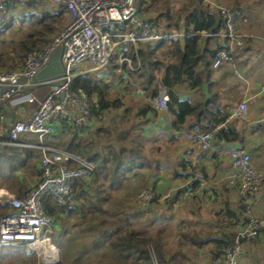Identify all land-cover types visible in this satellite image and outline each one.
<instances>
[{"label": "built area", "instance_id": "obj_1", "mask_svg": "<svg viewBox=\"0 0 264 264\" xmlns=\"http://www.w3.org/2000/svg\"><path fill=\"white\" fill-rule=\"evenodd\" d=\"M28 1L31 0H0V24L6 23L20 8H25ZM46 1L64 8L70 21L51 42L49 40L42 47L28 51L17 64V70L0 72V85L3 87L0 93V127H6L4 103L22 97L34 105L26 119L15 121L8 127L7 140L3 141L1 137L0 145L38 149L41 168L36 185L19 197L0 190V243L11 246L25 243L26 252L35 255L38 264H57L58 251L50 239L54 215L48 205L51 203L73 210L83 204V200L76 196L75 183L86 178L95 168L92 160L46 142L57 121L73 125L80 132L91 124L92 111L98 108L95 96L81 87L72 88L73 80L91 73H95L97 79L106 78L112 63L119 82L144 97L152 109L166 111L167 90L159 85L158 93L152 94L136 83L129 72L137 71L141 66L138 55L141 45H153L168 39L181 40L190 34L184 33L182 28L167 32L152 20L142 18L138 0ZM217 10L224 27L218 33H200L204 37L219 35L224 40L223 47L216 50L213 69L233 62L236 50L245 55V42L238 28L246 20L245 13L242 9L222 4L217 6ZM57 47L61 50V74L45 82L49 86L45 95L23 94L24 89L35 85L33 79L49 64ZM246 112V101H241L235 115L244 117ZM228 118L210 130L189 135V138L198 143L201 152L208 153L216 132L228 129ZM27 135L36 136L37 144L22 142L21 138ZM226 153L231 167L229 183L237 189L243 208L240 219L233 225V241L222 248L221 254L213 257L210 264H237L242 244L255 240L264 232V218L253 215L251 207L252 198L264 190V173L253 168L245 149L227 148ZM194 181L201 183L203 175L195 173L191 182ZM191 194L190 187L185 196L189 198ZM155 198L153 191L145 189L136 196L135 203L139 207H147Z\"/></svg>", "mask_w": 264, "mask_h": 264}, {"label": "trees", "instance_id": "obj_2", "mask_svg": "<svg viewBox=\"0 0 264 264\" xmlns=\"http://www.w3.org/2000/svg\"><path fill=\"white\" fill-rule=\"evenodd\" d=\"M48 3L50 2L46 0H31L26 3L25 8L40 7L45 10V4ZM138 3L139 15L152 20L159 28L162 27L167 32L178 30L179 22L183 17L184 33L190 35L183 38L182 47L177 39L161 40L153 45H141L138 51L141 66L137 71L129 72L131 78L146 90L151 91L152 94L158 93L159 85L167 90V114L173 117L171 126L176 132L190 131L193 128L207 131L223 123L228 113H223L219 108L210 106L216 102L215 98L205 102H189L180 100L173 92V89L183 82H187L191 89L196 90L202 88L206 83L211 85L212 63L216 50L222 48L224 44L218 43L215 36L204 38L200 33H218L224 27L218 12L204 7L201 0H138ZM175 5L179 7L173 11ZM231 7L242 9L244 12L239 4L231 5ZM62 9L65 11L64 8ZM152 9L154 12H150ZM142 13H151L155 17H145ZM162 17L166 19V23L162 22ZM38 21L34 24V27L39 25L35 32L38 35L31 31L25 39L20 41L18 47L21 52L20 57L33 48L42 47L49 41L41 39L44 32H49V34L54 32L55 19L53 17H48L43 12ZM212 43L217 44V47H212ZM0 66L2 65L0 64ZM4 67L3 69L13 67L12 70H14L17 64L8 65V68ZM90 76H77L72 83L73 89L81 87L87 93L95 96L99 102L98 108L92 111L91 124L80 132V134L86 133V136L80 139L73 125L57 121L56 126H63L64 131L68 130L66 132L67 140L65 136H60L61 132L56 133L57 130L56 134H51L48 137L50 145L79 154L92 160L95 164L94 170L86 178H80L75 183L76 196L83 200V204L74 209L77 221L73 224V228L78 231L73 233V238L69 237L64 242L65 248H62V253L65 256L70 246L72 249L74 248L76 251L73 264L80 260L84 264H154L151 254L156 256L158 264H181L178 261L179 256L170 255L165 259L160 233L150 236L146 230H138L132 226V215L134 218H139V211H144L143 209L146 207H139L135 203L137 209L140 210L131 212L130 218L126 217L130 203L134 201L133 198H136L140 191V187H136L135 184L141 182L143 176L145 177V174L140 176L143 174L140 171L145 168L160 167L161 162L170 163L171 155L166 151L155 152V144L151 141L149 131H147L149 127L142 126L147 123L148 117L153 116L152 114H156V112L148 105L142 107L137 105L136 110L133 107L125 108L126 105H124L121 96L111 98L112 92L109 91V88L112 81L117 79L114 66L110 69L109 76L105 80ZM120 110H122L123 117L126 118V122L123 124L117 122L119 116L117 117L116 114L109 118L112 112ZM106 121L107 124H105ZM52 137L55 138V143L51 140ZM215 137L224 142H232L237 139L231 129H220L216 132ZM2 140H7L5 134L2 135ZM0 154L9 155L12 159L5 174L4 171H1L0 164V176L7 180L12 177L13 168H31L33 160L38 163L40 160L39 150L29 147L4 145L0 148ZM157 154L160 155L157 156ZM174 162L179 168L177 176L184 180L194 176V171L190 169L187 159L174 158ZM197 185L198 181H194L187 189L197 187ZM145 189L155 193L151 187ZM183 190L186 189L183 188ZM91 195L93 196L91 197ZM158 199V195H156L150 204ZM48 207L53 215L56 210H58L57 215L65 210L68 212L69 218H74L69 212L70 209L67 210L51 203ZM242 208L241 205L240 209ZM67 233L68 231L64 234ZM261 234L264 235V232ZM233 238L234 235L224 233L220 237L208 239L214 245L212 258L219 256L220 250L228 246ZM85 240H89V242ZM11 247V245L0 246V260L13 257ZM128 259L131 262H128Z\"/></svg>", "mask_w": 264, "mask_h": 264}, {"label": "crops", "instance_id": "obj_3", "mask_svg": "<svg viewBox=\"0 0 264 264\" xmlns=\"http://www.w3.org/2000/svg\"><path fill=\"white\" fill-rule=\"evenodd\" d=\"M201 1L204 7L214 12L218 11L217 6L223 1L228 5L239 4L243 8L246 20L240 23L238 28L245 42V55L239 54L236 50L234 51L233 62L225 63L217 69H213L210 86L206 83L202 88L196 90L191 89L187 82H183L178 84L173 92L180 100H188L189 102H205L215 98L216 102L210 106L219 108L223 113H228L227 128L236 134L237 139L232 142H224L214 137L211 143V151L203 153L200 151L198 143L189 138V135L202 131L193 128L190 131L176 132L171 126L173 117L167 114V110L156 111L152 109L156 114L148 117L147 123L142 126L149 127L147 131H149L151 141L155 144V152L163 153L166 151L171 155L170 163L161 162L160 167L145 168L140 171L143 173H140V176L145 174L141 182L143 184L148 183L144 186L153 188L159 199L142 211L137 209L136 198L134 197V201L130 205L127 204L130 209L126 213V217L130 218L131 212L140 210L139 218H131L134 227L146 230L150 236L160 233L163 254L165 251L169 256H179L178 261L181 264H210L214 245L208 239L220 237L224 233L234 235L233 225L240 219L241 202L237 189L229 183L231 167L226 149H245L250 156L253 168L257 172L264 173V0ZM47 5L49 8L45 6V10L40 7L20 8L18 10L19 13L21 12L20 15L18 12L14 13V16L19 18V25L22 24L26 36L31 31L36 34L39 25L34 27V24L39 22L43 12L54 19H61L62 14H65L67 19L63 25L62 22L55 21L54 32L51 34L44 32L41 37L42 40H51L70 21L68 14L62 7L50 3ZM27 14H36L37 18L27 23L24 21V16ZM181 25L183 26V19L179 22V29ZM201 37L204 36L201 35ZM215 38L218 43L225 44L221 36L217 35ZM178 41L182 47L183 39ZM212 47L216 48L217 44L212 43ZM60 54L61 51L56 56L53 53L54 57L51 55L49 64L40 70L33 79L35 85L24 89L23 94L32 92L43 96L47 93L49 86L45 82L61 74ZM3 67L0 66V72L5 71ZM15 69L17 70V67ZM105 79L107 78L100 80ZM110 88L118 95L122 92L124 95L127 92L134 93L139 99V103L132 101L131 105L134 107L137 105L138 107L149 106L144 97L127 89L116 78L112 81ZM2 89L3 87L0 85V93ZM241 101H246L247 104V112L244 117L235 115L236 107ZM126 106L125 108L131 107ZM3 109L7 117L6 123L10 119L14 123L26 119L34 109V105L25 102L24 98L20 97L4 103ZM6 127H0V137L5 134ZM63 128V126L54 124L52 134L57 130L56 133L61 132L60 136H65L67 140L66 132L68 130L64 131ZM76 132L80 139L86 136V133L80 134L81 131L78 132L77 130ZM22 140L25 142L32 141L31 145L37 144L32 135L23 136ZM51 140L54 143L56 141L55 138ZM2 147L0 145V148ZM174 158L187 159L194 175L195 173L203 175V181L196 188H191L190 199H186L185 192L192 183V178L184 180L176 175L179 173V168L175 165ZM40 172V164L36 160L32 161L31 168H13L10 178L12 181L10 183L1 181L0 190L20 196L36 185L39 181ZM0 179L3 178L0 177ZM14 182L16 186H13ZM251 207L253 215L264 218V190L252 198ZM222 213L226 215L223 216ZM201 246H205V248ZM259 261L264 262V235H259L255 243L243 245V253L237 264H256Z\"/></svg>", "mask_w": 264, "mask_h": 264}, {"label": "rangeland", "instance_id": "obj_4", "mask_svg": "<svg viewBox=\"0 0 264 264\" xmlns=\"http://www.w3.org/2000/svg\"><path fill=\"white\" fill-rule=\"evenodd\" d=\"M224 2L225 1H223L222 5H226L227 6L228 3H224ZM45 6H47V8H49V6L47 4H45ZM229 6H231V5H229ZM178 7H177V5H175V8H174L173 11H176L178 9ZM150 12H154V10L152 9V10H150ZM20 14H21V12L20 13L18 12V15H20ZM143 15L145 17H155V15H153L151 13L150 14L149 13L148 14H143ZM24 18H25L24 21L29 23L31 20H35V18H37V15L36 14H27V15L24 16ZM162 18H163L162 22L166 23V19L164 17H162ZM66 19H67L66 15L62 14V18L61 19L60 18L59 19L55 18V21L56 22H58V21L62 22V25H63V23L66 21ZM181 28L183 29L182 25L180 26V29ZM2 30H4V31H2ZM25 31H26V29H25ZM25 38H26V33L22 29V24L19 25V18L17 16H15V17L12 16V18L9 19L6 23L0 24V64L2 65L1 67L5 66L4 68H8V65L10 66V65H13V64L20 63V61L22 60V58L24 56L20 57L21 52H20V49L18 48L19 47L18 44H19V42L21 40H23ZM52 39L50 40V42L52 41ZM40 45H42V44H40ZM33 49H35V48H33ZM60 51H61L60 47H57L55 49V51L53 52L54 56H56L58 52L60 53ZM26 53H24L23 55H25ZM53 53H52V56H53ZM85 66L88 67L89 65L86 64ZM113 66L114 65L111 63L109 65V69H111ZM12 68H10V69L8 68L9 70H6V69L5 70L6 71H11ZM2 72H5V71H2ZM88 76H90L92 78H94V77L96 78L95 73H91ZM109 91H112V96H111L112 99H114L117 96L123 95L121 97H122V100L124 102V105H128V107L131 106V107L134 108V110H136L135 107H137V106L134 107V106L131 105L133 102L134 103H139V101H138L139 99H137V96L134 95V93L127 92L124 95L123 92H122L120 95H118L111 88H109ZM129 102H131V103H129ZM112 113L110 114L109 118L111 116H114V114H116L117 117L119 116L118 120H117V122L119 124H123V123L126 122V118H124L123 115H122V110H120L118 112H115L113 114ZM107 123L108 122L106 121L105 124H107ZM33 137L35 138L34 142L37 143L38 142L37 137L36 136H33ZM22 138H21V141L25 142V141L22 140ZM46 142L48 144H50V142L48 140H46ZM26 143H31L32 144V141H28ZM11 163H12V159H11V157L9 155L0 154L1 171H4L5 173H7L8 166ZM1 181H4L6 183H10L12 180H10V179H8V180L7 179H0V182ZM132 183H133V181H132ZM137 183L138 184H135V186L136 187H140L139 188V190H140L139 192L144 190V188H148V187L144 186V185H147L148 183H145V184H143L142 182H137ZM13 186H16L15 182H14ZM139 192L137 193V196H138ZM92 196L93 195H91V197ZM17 197H19V196H17ZM190 198L187 197L186 199H190ZM108 211H109V209H108ZM69 212L71 213V215L74 216V218H69L68 212L65 211V210L60 212V215L56 214V213H58V210H56L55 213H54V220L55 221H54V224H53V226H54L53 227V233L50 235V239H51L52 244L56 247V249L58 251V263L57 264H73L72 261L74 260V257H75V253L74 252L76 250H74V248L72 249L71 246H70L69 250L67 251V254H65V256L62 253V248H65L64 242L67 241L69 239V237L73 238L74 237L73 233L75 231H78V229L74 230L75 228H73V224H75L76 221H77L76 220L77 214L75 213L74 209L69 211ZM222 215L224 216L226 214L222 213ZM132 217H134V215H132ZM132 226L134 227L133 223H132ZM138 230H141V229H138ZM67 231H68V233L65 235L64 233H66ZM260 235H263V234H260ZM258 238H259V236L255 240L250 241V242H245V243H249V244L255 243V242H257ZM85 241L89 242V240H85ZM244 244H242V246H241V254H240V256L243 253V245ZM201 247L205 248V246H201ZM10 250L13 251V255L11 254L13 257L10 258V259H6V260L5 259H1L0 260V264H38V259H36L35 255H30L28 252H26L25 243H19L17 246H12ZM164 256H165V258H168L169 254H167V252L164 251ZM151 258H152L154 264H158V260H157V258H156V256L154 254H151ZM63 261H64V263H63ZM129 261L131 262V260L128 259V262ZM262 263H264V262L259 261L256 264H262ZM40 264H42V263L40 262ZM75 264H84V263H83L82 260H80L79 262H76Z\"/></svg>", "mask_w": 264, "mask_h": 264}, {"label": "water", "instance_id": "obj_5", "mask_svg": "<svg viewBox=\"0 0 264 264\" xmlns=\"http://www.w3.org/2000/svg\"><path fill=\"white\" fill-rule=\"evenodd\" d=\"M6 124H7V127L5 129V135L7 136V134H8V127H10L13 124V120L12 119L8 120ZM0 139H1V137H0Z\"/></svg>", "mask_w": 264, "mask_h": 264}, {"label": "clouds", "instance_id": "obj_6", "mask_svg": "<svg viewBox=\"0 0 264 264\" xmlns=\"http://www.w3.org/2000/svg\"><path fill=\"white\" fill-rule=\"evenodd\" d=\"M2 137V136H1Z\"/></svg>", "mask_w": 264, "mask_h": 264}]
</instances>
